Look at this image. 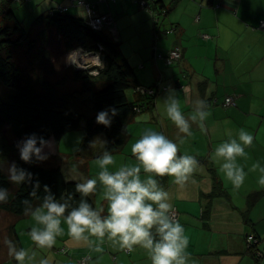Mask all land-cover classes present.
Returning <instances> with one entry per match:
<instances>
[{
	"label": "crops",
	"instance_id": "1",
	"mask_svg": "<svg viewBox=\"0 0 264 264\" xmlns=\"http://www.w3.org/2000/svg\"><path fill=\"white\" fill-rule=\"evenodd\" d=\"M72 1L50 0L51 9L58 5L69 7ZM86 1L96 3L99 12L115 17L118 36L123 42L122 50L135 68L141 86L160 83L166 88L171 85L177 90L181 111L186 116L191 113V101L195 98L205 99L209 112L204 130L198 124H192L191 135L179 144L176 141L178 130L164 114L162 102L157 106V100L162 101L165 95V90H160L155 111L138 115L129 125L127 145L113 154L115 164L109 166L110 170H116L121 164L135 163L131 144L145 128L162 132L178 143L179 154L192 155L198 161L184 187L176 185L174 178L168 176L167 185L163 187V181L155 177L169 191L173 209L177 208L180 213L179 222L189 238L185 253L189 264H264V197L250 209L248 218L244 217L247 197L264 190L257 182L259 173L248 172L257 161L264 166V29L260 28L261 21H264V0H156L162 1L168 9L167 15L162 16L156 25L151 13L139 8L135 0H108L105 4L98 0ZM80 9L71 7L69 12L78 15ZM127 16L131 19L128 29L120 24ZM140 38L133 48L135 40ZM175 48L183 51V58L175 65H166L156 58L158 53ZM126 49H132L134 54L129 55ZM228 96L236 98V106H224ZM241 128L250 132L254 139L245 149L247 158H237L248 172L243 185L237 189L218 172L220 162L212 159V153L216 145L229 139V134L237 138ZM79 131L82 132L81 145L85 131L84 128ZM102 137L103 134L94 139L107 142V136ZM50 139L53 147L49 156L59 163V155H65L66 151L61 149L62 141ZM104 146L97 143L95 148L99 151L84 156L88 159L84 160L86 173L81 172L85 177L92 178L98 173L94 156L101 154ZM212 170L230 199L217 197L211 203L205 200L214 189ZM91 198L96 206L102 205L104 214H107V202L99 191ZM208 204L210 218L205 219L203 214ZM62 227L65 234L57 237L51 249H42L44 257L53 259V264H77L76 261L85 255L91 257L90 264H151L146 251L139 246L129 252L113 247L106 239L101 244L92 238L103 249L98 253L87 244L72 240L67 235L66 224ZM250 234L258 240L255 245L257 252L262 254L259 262L247 245Z\"/></svg>",
	"mask_w": 264,
	"mask_h": 264
},
{
	"label": "trees",
	"instance_id": "2",
	"mask_svg": "<svg viewBox=\"0 0 264 264\" xmlns=\"http://www.w3.org/2000/svg\"><path fill=\"white\" fill-rule=\"evenodd\" d=\"M31 1L24 3L29 4ZM93 5L99 14H107L99 12L96 3ZM152 8L164 15L168 13L162 1L154 0ZM5 20L6 23L0 27V187L8 190L9 199L0 203V211L16 218L6 230L7 238L15 241L19 248L21 241L16 223L26 217L22 204L24 199L31 200L34 205L39 204L46 195L45 185L57 199L70 193L74 205H78L80 194L75 191L77 181L66 178L56 158L49 156L44 161L33 158L31 163H26L20 158L17 142L31 133L60 142L66 134L84 128L85 135L80 148L73 156L78 162L77 167L86 171L87 163L84 160L88 159L84 156L90 149L89 142L105 134L107 142L103 151L107 149L112 154L122 151L129 140V125L138 115L155 111L159 93L149 95L136 91L139 87L156 85L141 86L135 68L122 50V43L116 41L107 30L93 29L86 17L72 14L69 9L66 12L49 10L35 19L30 31L23 27L12 11L6 12ZM154 23L157 24L155 20ZM36 31L37 34L33 35ZM77 49L101 53L105 57V68L100 70L99 67V78L91 76L88 70H63L59 59ZM19 53H23L27 60L18 58ZM102 77L104 81L100 80ZM70 80L80 84V88L69 90ZM128 93H131V98ZM112 107L117 109V114L111 116L109 113L111 125L106 127L97 124L98 112ZM12 162L33 174V184L24 182L17 185L9 181L8 168ZM211 174L214 189L205 196V200L211 203L217 197L230 199L214 170ZM158 179L163 181V187L167 185V176ZM37 180L40 184L37 193L39 201L30 196ZM262 197L264 190L247 197L245 218H248L250 209ZM88 199L95 208V201L91 197ZM203 217L210 218V204ZM249 251L259 262L256 245L250 247Z\"/></svg>",
	"mask_w": 264,
	"mask_h": 264
},
{
	"label": "clouds",
	"instance_id": "3",
	"mask_svg": "<svg viewBox=\"0 0 264 264\" xmlns=\"http://www.w3.org/2000/svg\"><path fill=\"white\" fill-rule=\"evenodd\" d=\"M157 101L158 107L162 102L164 114L178 130L176 141L179 144L191 135L192 124H198L204 130V121L209 115L205 99H193L192 111L187 116L181 111L177 90L171 85L166 87L162 101ZM109 113L115 116L117 109L112 107L98 112L96 123L110 126ZM253 139L250 132L241 128L237 138L229 134L228 140L214 147L212 159L220 162L218 172L234 188L243 185L248 172H258L257 182L264 187V166L259 161L253 163L248 172L237 161L238 157L247 158L245 149L252 145ZM176 141L162 132L145 128L131 144V155L135 163L121 164L114 171L109 166L115 164V157L105 149L94 161L99 169L96 176H81L75 185V191L80 194L78 205L73 204L70 193L57 199L47 185L44 186L46 195L39 204L34 205L31 200L24 199V215L34 221L28 236L35 248L51 249L57 237L65 234L62 224H66L67 235L72 240L83 242L98 253L103 249L92 238L101 244L106 239L113 247L129 252L139 246L146 251L151 264H189L185 254L189 238L185 235L184 226L176 218L169 191L155 178L172 177L176 185L184 187L192 177L198 161L192 155L179 154ZM97 143L104 145L106 141L96 138L89 142V148L94 149ZM16 146L21 160L31 163L33 158L36 161L46 160L51 153L53 141L31 133L18 141ZM45 149L49 151L45 152ZM8 179L17 185L24 182L33 184V174L18 167L15 162L8 168ZM39 188L37 180L30 193L32 199L40 200L37 195ZM98 191L107 202V214H104L105 208L102 205L94 208L89 202L88 198ZM8 199V190L0 187V203ZM5 244L8 255L17 264H34L36 261V251L18 248L11 239H6ZM38 264L51 262L48 258H40Z\"/></svg>",
	"mask_w": 264,
	"mask_h": 264
},
{
	"label": "rangeland",
	"instance_id": "4",
	"mask_svg": "<svg viewBox=\"0 0 264 264\" xmlns=\"http://www.w3.org/2000/svg\"><path fill=\"white\" fill-rule=\"evenodd\" d=\"M53 1H55V0H53ZM79 1L73 0L69 7L63 6V5H58V6L51 9L50 0H32L29 4H25L24 2H12L11 0H0V27L6 23L5 14L8 11H12L13 13H15L17 18L21 21L23 27L27 31L31 30V28L33 27V24L35 22V19L37 17H39L40 15L48 13L49 9L50 10H56V9H60V8L70 9L71 7H75V8L81 7L78 15L81 17H84L85 15H87V10H86L85 6H82V4L79 3ZM139 8L144 10V8H142V7H139ZM145 10H147V9H145ZM147 12H149V11L147 10ZM107 14H110V13H107ZM162 16H164L163 13H161L160 19ZM116 24H118V22H116ZM120 24L126 25L127 29L130 28L131 27L130 17L127 16L126 18L121 19ZM134 30L137 31L136 28H134ZM107 32H108V30H107ZM110 33H112V32H110ZM36 34H37V31H36V33H33V35H36ZM120 37H118L119 42L121 41ZM140 40H141V38L135 40V42L133 43V48H134L135 44ZM120 43L123 44V42H120ZM127 43L128 42H125V44H127ZM77 50H75V51H77ZM80 50L83 52V54H85V55L88 54L86 51H84L82 49H80ZM125 51L129 55L134 54V51L132 49H129V50L126 49ZM94 54L95 53H93V55ZM17 56H18V58H20L22 60H24L26 58L23 53H19ZM71 58H72L71 53L70 54L68 53L67 55H65L59 59V64L65 72H68V71L70 72L72 69L73 70L74 69L75 70H88L90 72L91 76L96 77V78L100 77L99 67L102 64L101 61L99 63V60H97V64H96V62H92L91 64L92 65L95 64L96 66H91V67H89L86 63L84 65V67L81 68L79 66V64H72ZM25 60H27V59H25ZM92 67H96V68L91 69ZM70 68H72V69H70ZM100 80L104 81L105 78L102 77ZM66 88H68V87H66ZM75 88H80V84H76L70 80L68 89L74 90ZM128 96L131 98V96H132L131 93H128ZM81 136H82V132L78 130V131L66 134L61 140L62 141L61 142V147H62L61 149L66 151L65 152L66 154L65 155H62V154L59 155V163L64 168L66 178L68 180L71 179L70 181H77V180L79 181L80 178H75V177L84 176L82 173H84V172L86 173V171L80 170L77 167V160L73 156L74 153L79 148ZM104 136H106V135L103 134V137ZM98 151L96 148H94V149L90 148L87 150L86 156L92 155L93 153H97ZM8 218H9V220H8ZM14 220H16V218L14 216L8 215L4 211H0V264H17V262L8 255V248H7V245L5 244V240L8 239L6 229L8 228V225H10L12 223V221H14ZM33 224H34V221L31 219L30 216L23 217V218L19 219L18 222L16 223V231H17L19 239L21 241V247L36 251L37 257H36V261L34 262V264H38V261L40 258H46V257H44L45 254L42 251V249H36L34 244H30L33 242L30 240V237L28 236V232L30 231ZM58 247L61 248L63 246H58ZM49 259H50L51 264H53V259H51V258H49Z\"/></svg>",
	"mask_w": 264,
	"mask_h": 264
},
{
	"label": "built area",
	"instance_id": "5",
	"mask_svg": "<svg viewBox=\"0 0 264 264\" xmlns=\"http://www.w3.org/2000/svg\"><path fill=\"white\" fill-rule=\"evenodd\" d=\"M14 1L29 2L30 0H14ZM112 1H116V0H112ZM135 1L137 2V4H139L140 7L147 9L154 17L155 22L159 23L161 13H158L157 11L153 10L152 3L154 2V0H135ZM99 2L105 4L107 0H99ZM79 3L82 4V6H85L87 10L86 21L93 29L98 30V31L108 30L109 32H112L113 37L116 40H118L119 36H118L114 16H112L111 14H99L95 10V6L92 3H89L85 0H80ZM58 10H60L61 12H66L68 9L60 8ZM260 28L264 29V21H261ZM170 32L173 33L174 30L171 29ZM205 38H208V36H205ZM100 48L102 50V47ZM95 54L98 55L99 57L101 56V53H95ZM156 58L160 61L165 62L166 65H169V66L175 65L182 58V50L180 48H175L166 53L160 52L157 54ZM165 89L166 88H163V86L160 83H158L156 86L150 87V88L139 87L138 89H136V91L140 92L141 94L156 95L157 93H159L160 90H165ZM224 105L225 107L236 106L237 105L236 98L234 96L226 97ZM173 210L175 212L176 218L180 221L179 211L177 210V208H174ZM246 241H247V245L249 248L253 247V245L258 243L256 236L252 234H250L247 237ZM258 256L261 257L262 254L259 252ZM90 261H91V257L89 255H85L84 257L77 260L76 262L77 264H90Z\"/></svg>",
	"mask_w": 264,
	"mask_h": 264
},
{
	"label": "bare ground",
	"instance_id": "6",
	"mask_svg": "<svg viewBox=\"0 0 264 264\" xmlns=\"http://www.w3.org/2000/svg\"><path fill=\"white\" fill-rule=\"evenodd\" d=\"M71 56H72V58H71L72 64H79V66L81 68H83L84 65L88 61L96 62V64H97V60H99V63L101 61V59H100V57L98 55H96V54H94V55H88V54L85 55V54H83V52L80 49H78L75 52H72Z\"/></svg>",
	"mask_w": 264,
	"mask_h": 264
},
{
	"label": "water",
	"instance_id": "7",
	"mask_svg": "<svg viewBox=\"0 0 264 264\" xmlns=\"http://www.w3.org/2000/svg\"><path fill=\"white\" fill-rule=\"evenodd\" d=\"M88 55H93V54L92 53H88ZM100 59H101V62H102L101 66H100V70H104V68H105V57L100 56ZM91 63H92L91 61L87 62V65H90Z\"/></svg>",
	"mask_w": 264,
	"mask_h": 264
}]
</instances>
